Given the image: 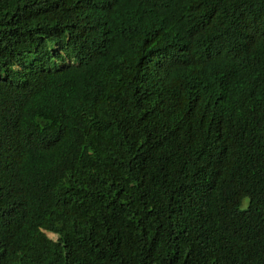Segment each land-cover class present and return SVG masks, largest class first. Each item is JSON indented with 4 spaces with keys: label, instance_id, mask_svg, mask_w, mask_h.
Returning a JSON list of instances; mask_svg holds the SVG:
<instances>
[{
    "label": "trees",
    "instance_id": "trees-1",
    "mask_svg": "<svg viewBox=\"0 0 264 264\" xmlns=\"http://www.w3.org/2000/svg\"><path fill=\"white\" fill-rule=\"evenodd\" d=\"M0 264H264V0H0Z\"/></svg>",
    "mask_w": 264,
    "mask_h": 264
},
{
    "label": "rangeland",
    "instance_id": "rangeland-1",
    "mask_svg": "<svg viewBox=\"0 0 264 264\" xmlns=\"http://www.w3.org/2000/svg\"><path fill=\"white\" fill-rule=\"evenodd\" d=\"M246 202H247V199L244 200L243 206L246 205ZM46 233L52 239H56L57 238V236L55 234H53V233H49V232H46Z\"/></svg>",
    "mask_w": 264,
    "mask_h": 264
},
{
    "label": "clouds",
    "instance_id": "clouds-1",
    "mask_svg": "<svg viewBox=\"0 0 264 264\" xmlns=\"http://www.w3.org/2000/svg\"><path fill=\"white\" fill-rule=\"evenodd\" d=\"M46 232H48V231H46ZM49 233H51V232H49ZM47 234V233H46Z\"/></svg>",
    "mask_w": 264,
    "mask_h": 264
}]
</instances>
